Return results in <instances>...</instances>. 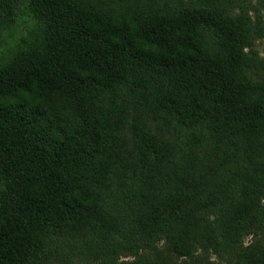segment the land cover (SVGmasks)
<instances>
[{"label":"trees","instance_id":"obj_1","mask_svg":"<svg viewBox=\"0 0 264 264\" xmlns=\"http://www.w3.org/2000/svg\"><path fill=\"white\" fill-rule=\"evenodd\" d=\"M153 4L111 15L90 1L0 0V22L25 16L37 37L0 63V264H51L128 230L183 255L198 212L219 214L227 262L243 256V232L264 233V82L243 71L259 26L218 0ZM117 145L121 159L106 157ZM190 154L223 167L214 187H189ZM100 160L128 171L116 202L94 180Z\"/></svg>","mask_w":264,"mask_h":264},{"label":"rangeland","instance_id":"obj_2","mask_svg":"<svg viewBox=\"0 0 264 264\" xmlns=\"http://www.w3.org/2000/svg\"><path fill=\"white\" fill-rule=\"evenodd\" d=\"M82 1H90L96 4L105 12L107 11V14L117 15L119 11L125 12L127 10L129 15H134L152 8L153 3L159 5L162 1L166 2L167 0ZM179 1L181 0H172V3L177 5ZM218 1L226 7L227 12L231 15L246 13L245 15H248L252 22L258 24L259 28L253 33L251 42L243 48L249 61V64L243 67V71L246 75L249 74L254 82H264V0ZM194 2L198 4L196 1ZM35 31L36 28L25 16L19 18V20L17 19L15 23L1 21L0 63L12 61L20 54H25L32 46H35L32 45L37 38L35 37ZM206 33L209 36V33ZM209 37L204 38V43L208 45L209 49H212L213 42ZM250 57L252 59L249 60ZM127 97L128 99L124 100V103L131 105L130 99L133 98V93H130ZM138 98L141 99V96H138ZM108 102L110 101L108 100ZM131 107L133 108L132 105ZM140 109L141 106L138 105V110ZM128 138V131L122 129L118 131L114 142L115 144L119 142L125 148ZM262 138V143H264V133ZM119 149L120 147L117 145L111 154L106 157L109 158L110 155L116 156L117 154L118 157H116L120 158L123 153L118 152ZM124 156L129 162L128 155L124 153ZM199 156L202 158L201 154ZM263 157L264 148L260 152L259 159ZM130 159H133V157L130 156ZM187 162L193 170V179L189 187L193 188L194 191L202 192L214 187L219 175L224 173L223 167L218 168L206 160L202 163V160L194 154H190ZM119 165L118 163L115 164L116 167ZM109 167L110 164L105 163L103 160L98 161L93 170L94 180L97 183H103L109 192L116 195V202L123 193L131 190H128L125 185H120V181L126 178L128 171L122 169V173L113 175V170ZM263 170L261 169V171ZM116 186H119L117 190H115ZM261 204L264 206V193L261 196ZM129 205L130 203L125 202V211L123 212L131 211ZM218 215L210 213L204 215L198 212L183 223L189 244L187 253L183 255L172 251L164 238L151 237L153 240L149 242L148 246H144L140 237L132 230H128L121 231L115 240H109V242L106 240V244L103 242L100 250L97 249L95 243L82 241L81 244L88 243V245L81 247L79 250H74L69 256L53 258L51 264H264V233L254 234L253 229L249 232H243L238 240L243 256L236 254L231 262H227L217 255L216 248L223 246L222 237L217 233L213 223L219 218Z\"/></svg>","mask_w":264,"mask_h":264}]
</instances>
